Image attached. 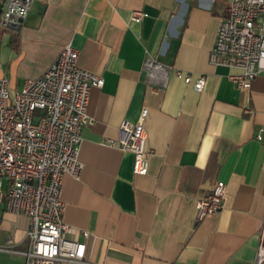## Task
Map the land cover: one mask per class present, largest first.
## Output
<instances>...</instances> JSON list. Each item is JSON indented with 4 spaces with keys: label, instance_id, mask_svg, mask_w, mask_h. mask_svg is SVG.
I'll list each match as a JSON object with an SVG mask.
<instances>
[{
    "label": "crops",
    "instance_id": "obj_1",
    "mask_svg": "<svg viewBox=\"0 0 264 264\" xmlns=\"http://www.w3.org/2000/svg\"><path fill=\"white\" fill-rule=\"evenodd\" d=\"M5 0H0V13ZM229 0H34L16 30L0 29V78L19 89L66 43L80 67L103 77L90 89L80 131L78 178L65 174V235L85 242L95 264H254L264 223V75L249 87L209 62ZM147 13L130 20L133 10ZM171 65L164 85L143 70L147 56ZM192 79L205 76L201 91ZM143 108L148 169L107 143ZM218 181L224 206L196 219V200ZM0 179V264H25L29 217L5 208ZM87 231V236L82 231ZM62 264H82L65 261ZM258 264H264V259Z\"/></svg>",
    "mask_w": 264,
    "mask_h": 264
},
{
    "label": "built area",
    "instance_id": "obj_2",
    "mask_svg": "<svg viewBox=\"0 0 264 264\" xmlns=\"http://www.w3.org/2000/svg\"><path fill=\"white\" fill-rule=\"evenodd\" d=\"M34 0H5L0 13V29L16 30L29 13ZM147 13L135 9L130 20L139 22ZM78 50L66 43L51 64L36 77L25 79L19 89L10 88L0 78V179L7 180L5 208L29 217L27 247L17 251L25 264H62L85 259V242L68 238L74 228L63 221L65 203L61 199L65 174L78 178L83 167L79 159L81 128L89 122L86 111L91 87L101 86L103 77L77 63ZM209 62L236 69L228 77L238 87H249L264 75V0H229L220 16ZM143 70L151 83L164 85L172 70L149 55ZM186 83L201 91L205 76L195 79L189 72L175 71ZM143 108L135 122L119 125L120 137L107 143L133 152V172L148 169ZM226 185L218 181L196 200V219L215 214L224 206ZM84 236L88 232L82 231ZM0 250H12L0 245ZM264 254V223L254 264Z\"/></svg>",
    "mask_w": 264,
    "mask_h": 264
},
{
    "label": "bare ground",
    "instance_id": "obj_3",
    "mask_svg": "<svg viewBox=\"0 0 264 264\" xmlns=\"http://www.w3.org/2000/svg\"><path fill=\"white\" fill-rule=\"evenodd\" d=\"M262 259H264V254L261 255V257L259 258L258 262H259L260 260H262Z\"/></svg>",
    "mask_w": 264,
    "mask_h": 264
},
{
    "label": "rangeland",
    "instance_id": "obj_4",
    "mask_svg": "<svg viewBox=\"0 0 264 264\" xmlns=\"http://www.w3.org/2000/svg\"><path fill=\"white\" fill-rule=\"evenodd\" d=\"M3 78V77H2ZM4 79H6V78H4ZM7 80V79H6Z\"/></svg>",
    "mask_w": 264,
    "mask_h": 264
}]
</instances>
